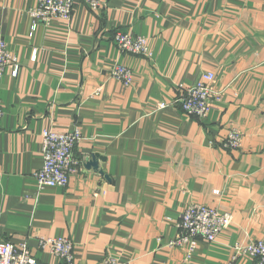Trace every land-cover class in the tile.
I'll list each match as a JSON object with an SVG mask.
<instances>
[{
  "label": "crops",
  "instance_id": "crops-1",
  "mask_svg": "<svg viewBox=\"0 0 264 264\" xmlns=\"http://www.w3.org/2000/svg\"><path fill=\"white\" fill-rule=\"evenodd\" d=\"M37 0H0V40L18 56L17 77L0 83V243L27 242L46 264H67L40 248L69 237L73 264H253L234 246L264 241V0H104L75 4L69 19L30 15ZM119 30L149 39L152 56L121 52ZM38 53L32 59L33 50ZM116 64L134 71L116 80ZM222 92L206 117L169 105L180 85L207 72ZM100 85V96L94 92ZM45 128L74 131L69 184L39 191ZM242 136L223 147L228 133ZM92 159L98 166H88ZM190 201L230 213L214 242L168 247Z\"/></svg>",
  "mask_w": 264,
  "mask_h": 264
},
{
  "label": "built area",
  "instance_id": "built-area-1",
  "mask_svg": "<svg viewBox=\"0 0 264 264\" xmlns=\"http://www.w3.org/2000/svg\"><path fill=\"white\" fill-rule=\"evenodd\" d=\"M37 5L30 10V15L38 22L49 23L54 17L69 19L74 6L78 2L85 3L91 10H99L104 5V0H37ZM165 1V0H164ZM168 1V0H166ZM114 41L123 53H132L151 57L153 52L149 39L144 35L133 34L132 31L119 30L115 33ZM38 50L34 49L32 59L37 56ZM7 71L17 77L20 71V62L17 55L9 51L7 43L0 40V83ZM112 76L126 86L133 84L134 71L127 65L116 64L111 69ZM215 73H205L201 80L194 86L180 85L175 99L169 103L159 101L156 109H164L174 105L188 116L206 117L213 108L214 101L222 99V92L213 87ZM104 86L96 88L95 96H100ZM4 111L0 103V122ZM42 136L43 166L34 171L37 188L41 192L51 187H65L69 184L71 175L76 171L77 161L74 157L75 145L82 137L81 130L57 131L55 128H45ZM242 136L236 129H232L226 136L223 147L237 149L241 146ZM233 222L230 213H223L214 207L190 201L184 207L178 227L180 234L175 240L168 242V247L186 246L188 256H191L198 247L199 239L214 242L218 236ZM40 248L49 251L53 256L67 264H73L75 246L73 241L63 237H41ZM233 259L247 256L254 260L253 264H264V241H248L234 246ZM103 264H129L119 261L114 255L103 258ZM0 264H46L36 258L31 252L27 242L14 243L6 240L0 243Z\"/></svg>",
  "mask_w": 264,
  "mask_h": 264
},
{
  "label": "water",
  "instance_id": "water-1",
  "mask_svg": "<svg viewBox=\"0 0 264 264\" xmlns=\"http://www.w3.org/2000/svg\"><path fill=\"white\" fill-rule=\"evenodd\" d=\"M87 164H88V166H93L95 168L98 166L97 160H95V159H92Z\"/></svg>",
  "mask_w": 264,
  "mask_h": 264
},
{
  "label": "rangeland",
  "instance_id": "rangeland-1",
  "mask_svg": "<svg viewBox=\"0 0 264 264\" xmlns=\"http://www.w3.org/2000/svg\"><path fill=\"white\" fill-rule=\"evenodd\" d=\"M132 54V53H131ZM136 55V54H135ZM216 78V77H215Z\"/></svg>",
  "mask_w": 264,
  "mask_h": 264
}]
</instances>
